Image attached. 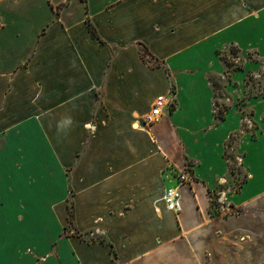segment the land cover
<instances>
[{
    "label": "crops",
    "instance_id": "0c3cea01",
    "mask_svg": "<svg viewBox=\"0 0 264 264\" xmlns=\"http://www.w3.org/2000/svg\"><path fill=\"white\" fill-rule=\"evenodd\" d=\"M172 163L194 178L178 214ZM72 189L100 243L60 237ZM0 264H264V0H0Z\"/></svg>",
    "mask_w": 264,
    "mask_h": 264
},
{
    "label": "rangeland",
    "instance_id": "374dc122",
    "mask_svg": "<svg viewBox=\"0 0 264 264\" xmlns=\"http://www.w3.org/2000/svg\"><path fill=\"white\" fill-rule=\"evenodd\" d=\"M147 56V54H146ZM148 58V57H147ZM257 58L255 53H250V59L255 60ZM147 60V59H146ZM221 60L223 64L225 65L226 72L223 74V76H218L215 74H210L208 76L209 82L213 86L215 90V113L222 114L225 110V102L224 100L227 98L225 93V87L227 84H229V75L233 73L236 70H239L243 66V56L239 49L235 46H229L227 51L225 53L221 54ZM152 63L148 64L150 68H155L158 64L150 60ZM246 85L248 89V95H260L263 92V75L262 73H257L254 75H250L246 79ZM173 91V89H172ZM174 92V91H173ZM175 105L172 106V109H174ZM250 119V113H247L245 116V127L248 129H251V124L249 123ZM234 144V143H233ZM232 145V144H231ZM232 147V146H231ZM231 151V150H230ZM227 160L229 162V165L231 167V170H237L238 165L240 163L239 157L230 152L227 155ZM190 165L185 164V167L182 169H179L175 164H169L164 171L165 174H167L169 181H174L175 185L177 184V181L179 180V176L183 173V171L189 170ZM174 186V185H173ZM172 187V186H171ZM77 192L75 189H72L70 196L68 198V211H69V219H68V226L67 229L61 233L60 237L67 238L70 236H77L81 240L90 243V244H97L100 243L103 238L101 235L97 234L95 231H88L86 233L81 234L80 230L77 226L76 218H75V207H76V199H77ZM211 211L213 213V216H230L231 214H235L236 211L233 210H224L221 206V202L215 195H211ZM46 255L38 256L37 258L39 260H42Z\"/></svg>",
    "mask_w": 264,
    "mask_h": 264
},
{
    "label": "built area",
    "instance_id": "2783aa9c",
    "mask_svg": "<svg viewBox=\"0 0 264 264\" xmlns=\"http://www.w3.org/2000/svg\"><path fill=\"white\" fill-rule=\"evenodd\" d=\"M167 98L164 96L158 97L151 109L142 118L143 126L150 129L157 124L163 117V109L167 105ZM172 103V101L170 102ZM194 178L189 170L183 171L179 176L177 184L169 187L165 194V204L169 211L178 214L181 211V199L180 187L184 185H190L193 183Z\"/></svg>",
    "mask_w": 264,
    "mask_h": 264
},
{
    "label": "trees",
    "instance_id": "16d2710c",
    "mask_svg": "<svg viewBox=\"0 0 264 264\" xmlns=\"http://www.w3.org/2000/svg\"><path fill=\"white\" fill-rule=\"evenodd\" d=\"M92 30V29H91ZM93 35L96 36V33L94 31H92ZM143 60H144V57L142 56ZM145 61V60H144ZM217 118L220 119L222 118V114H217Z\"/></svg>",
    "mask_w": 264,
    "mask_h": 264
}]
</instances>
